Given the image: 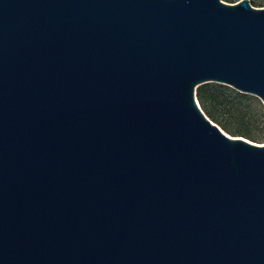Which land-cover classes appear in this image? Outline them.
I'll return each instance as SVG.
<instances>
[{
	"label": "water",
	"instance_id": "water-1",
	"mask_svg": "<svg viewBox=\"0 0 264 264\" xmlns=\"http://www.w3.org/2000/svg\"><path fill=\"white\" fill-rule=\"evenodd\" d=\"M210 81L264 103V7L0 0V264H264V143Z\"/></svg>",
	"mask_w": 264,
	"mask_h": 264
},
{
	"label": "rangeland",
	"instance_id": "rangeland-1",
	"mask_svg": "<svg viewBox=\"0 0 264 264\" xmlns=\"http://www.w3.org/2000/svg\"><path fill=\"white\" fill-rule=\"evenodd\" d=\"M250 2L256 7H264V0H250ZM248 94L250 98L245 100L248 102L246 109L241 110L233 106L225 107L219 111V114L228 128L236 134L241 136L249 134L247 138L250 137L249 139L252 138L253 141L264 143V103L257 95ZM223 130L229 133L228 130L224 128Z\"/></svg>",
	"mask_w": 264,
	"mask_h": 264
},
{
	"label": "trees",
	"instance_id": "trees-1",
	"mask_svg": "<svg viewBox=\"0 0 264 264\" xmlns=\"http://www.w3.org/2000/svg\"><path fill=\"white\" fill-rule=\"evenodd\" d=\"M233 2L235 0H226ZM236 2V1H235ZM196 97L203 111L221 127L228 130L232 135H238L229 129L227 124L220 117L219 111L225 107H237L243 110L247 108L245 100L250 98L246 92L239 91L234 87L215 81L205 82L196 87ZM249 136V134L244 135ZM250 138V137H248ZM252 139V138H251ZM254 140V139H252Z\"/></svg>",
	"mask_w": 264,
	"mask_h": 264
}]
</instances>
